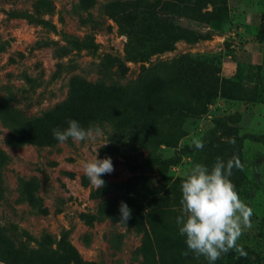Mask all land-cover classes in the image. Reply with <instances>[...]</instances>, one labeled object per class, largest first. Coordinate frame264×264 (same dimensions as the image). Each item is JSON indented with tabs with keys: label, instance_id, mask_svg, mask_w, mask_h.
I'll return each instance as SVG.
<instances>
[{
	"label": "rangeland",
	"instance_id": "rangeland-1",
	"mask_svg": "<svg viewBox=\"0 0 264 264\" xmlns=\"http://www.w3.org/2000/svg\"><path fill=\"white\" fill-rule=\"evenodd\" d=\"M36 1L0 0V96L25 116L39 117L63 104L71 88L78 100L103 98L100 81L125 84L161 62L178 63L175 93L184 90L193 102L177 108L175 98L158 110L177 109L184 131L175 147L157 150L159 166L107 125L95 142L69 138L55 146L31 142L17 148L7 144L8 130L0 123V149L11 158L1 172L5 236L31 249L54 250L66 236L84 264H144L143 233L119 223L113 213L120 212L123 201L134 217L145 216L152 197L166 193L169 199L179 194V202L169 201L167 210L181 216L182 182L196 164L211 170L219 157L242 165L232 168L230 179L253 215L252 227L236 242L245 254L232 249L214 264H264V141L253 138L264 137V42L256 39L264 29V0H189L179 17L173 4L164 6L146 22L174 43L164 52L148 50L144 62L123 60L127 37L103 13V1L82 11L76 8L81 0H47L50 12L40 18L48 25L12 16L32 13ZM157 38L151 33L150 43ZM64 111L72 120L75 113L68 106L34 122L30 132L37 138L53 135ZM97 152L114 164V172L101 177L105 186L100 189L82 167ZM21 178L37 180L39 209L19 200ZM170 228L172 236L160 241L170 264H209L203 256L183 262L179 252L187 248L186 236Z\"/></svg>",
	"mask_w": 264,
	"mask_h": 264
},
{
	"label": "trees",
	"instance_id": "trees-1",
	"mask_svg": "<svg viewBox=\"0 0 264 264\" xmlns=\"http://www.w3.org/2000/svg\"><path fill=\"white\" fill-rule=\"evenodd\" d=\"M103 1V13L112 18L119 27L122 35L127 37L125 45V57L123 60L132 62H144L148 59L149 52H164L170 50L173 41H165L156 26L146 22L148 16L157 14L164 7L173 4V11L179 17L189 0H101ZM97 0H81L77 9L88 11ZM33 12H12L14 17H22L30 22L48 25L40 17L50 12L47 0H37L32 5ZM264 20L262 21V25ZM155 27V28H153ZM153 30H150L152 29ZM158 37L156 42L150 43L149 37L153 33ZM256 39L264 42V29L259 31ZM146 44H148L146 46ZM177 62H161L142 70L133 81L121 84L114 81L106 85L104 81L99 86L105 90L103 98L85 97L78 100L75 97L74 88L70 89L68 99L56 108L47 111L39 117H27L20 110L10 104L9 100L0 96V123L8 130L7 144L12 147H22L31 142H38L48 146H55L57 140L50 134L49 137H34L30 132L33 123L51 114L57 113L69 106L75 113L74 120L82 127L90 125L102 127L107 125L119 135L127 136V144L141 151H145L151 159V164L162 165L163 162L156 156L161 146L175 147L183 137L182 114L174 109L171 113H158L175 98L179 100L177 108L190 107L193 99L184 90L175 93L178 81ZM119 67L120 63H119ZM157 86V89H153ZM71 117L62 114L57 128L63 130L68 127ZM36 136V135H35ZM255 140L264 141V137ZM120 141H124L120 139ZM125 142V141H124ZM11 158L0 149V200L4 198L6 187L2 177V169L9 164ZM37 180L34 178H21L18 184L19 200L29 203L32 208L39 209L36 197ZM179 194L169 199L166 193L152 197V209L145 216L132 215L127 221L129 226L138 228L143 233L142 249L144 250V264H170V259L165 256L160 241L162 237H171V230L178 232L177 217L175 212L167 210L169 201L179 202ZM168 214H173L169 219ZM113 218L120 220V212H114ZM188 251L187 257L182 255L183 262L192 263L194 253ZM0 261L5 264H84L76 249L62 237L56 250L38 248L31 249L22 242L10 240L0 230Z\"/></svg>",
	"mask_w": 264,
	"mask_h": 264
},
{
	"label": "clouds",
	"instance_id": "clouds-1",
	"mask_svg": "<svg viewBox=\"0 0 264 264\" xmlns=\"http://www.w3.org/2000/svg\"><path fill=\"white\" fill-rule=\"evenodd\" d=\"M102 135L103 130L99 126L84 128L76 120L68 121L66 129L53 130V137L61 144L69 138L77 143L95 142ZM196 146L199 149L204 147L202 143ZM234 166L242 168L238 160H235V164L233 160L225 164L219 157L211 170L203 164H196L181 184L183 214L176 221L179 233L186 236L187 248L195 258L203 256L209 264H214L222 254L232 249L244 255L242 249L236 247V242L246 229L252 227L253 209L240 199L230 179ZM82 167L97 189L105 186L101 177L114 172L112 158L99 159L98 152L95 157L83 161ZM119 211V223L127 224L132 210L122 201ZM188 254V251L182 253L185 257Z\"/></svg>",
	"mask_w": 264,
	"mask_h": 264
}]
</instances>
